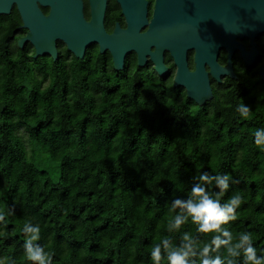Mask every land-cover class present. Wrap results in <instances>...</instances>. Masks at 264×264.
I'll return each instance as SVG.
<instances>
[{
  "label": "trees",
  "instance_id": "16d2710c",
  "mask_svg": "<svg viewBox=\"0 0 264 264\" xmlns=\"http://www.w3.org/2000/svg\"><path fill=\"white\" fill-rule=\"evenodd\" d=\"M20 25L16 6L0 14V210L9 212L0 264H30L28 219L41 225L54 264H151L162 238L179 241L167 230V204L187 198L198 169L232 177L222 199L238 191L244 203L229 227L252 232L264 253V147L252 135L264 128L257 67L237 64L238 80L214 85L199 106L132 64L116 72L65 46L56 60L34 58L30 44H17ZM241 102L252 110L248 119L234 111ZM37 152L58 165V179L35 161ZM182 230L197 235L191 222Z\"/></svg>",
  "mask_w": 264,
  "mask_h": 264
},
{
  "label": "water",
  "instance_id": "95a60500",
  "mask_svg": "<svg viewBox=\"0 0 264 264\" xmlns=\"http://www.w3.org/2000/svg\"><path fill=\"white\" fill-rule=\"evenodd\" d=\"M89 1V20L84 17L82 0H0V14H9L16 6L19 27L26 29L17 44L22 48L29 42L34 58L49 55L56 60L59 40L76 58L83 59L87 46L95 43L100 52H110L115 70L122 69L127 53L135 52L139 66L150 56L155 71L165 75L168 69L162 54L167 50L177 66L173 85L183 87L186 96L199 106L213 98L209 74L217 81L221 75L236 78L231 62L234 52H239L248 68L257 64L254 38L264 32V0H155L150 20L146 0H117L127 26L122 29L117 25L111 34L103 24L106 0ZM41 6L49 8L47 14ZM145 25L147 29L141 31ZM238 37L248 38L250 48L245 49ZM220 48L227 51L225 66L217 62ZM189 49L195 50L193 71L187 66ZM258 75L264 80V61Z\"/></svg>",
  "mask_w": 264,
  "mask_h": 264
},
{
  "label": "clouds",
  "instance_id": "9594fccd",
  "mask_svg": "<svg viewBox=\"0 0 264 264\" xmlns=\"http://www.w3.org/2000/svg\"><path fill=\"white\" fill-rule=\"evenodd\" d=\"M234 111L241 119H248L252 112L243 102L235 105ZM252 135L255 145L264 147V128L255 129ZM233 183L229 174H210L198 169L187 198L176 197L167 204L174 213L167 230L180 233L179 241L162 238L151 248V264H264V253L256 247L253 233H234L229 227L238 219V210L244 203L238 191L227 200L222 199ZM8 215L7 210H0V225H6ZM189 222L196 226L197 235L182 230ZM22 231L26 261L54 264L53 254L40 243L41 225L28 219Z\"/></svg>",
  "mask_w": 264,
  "mask_h": 264
},
{
  "label": "flooded vegetation",
  "instance_id": "af4514ba",
  "mask_svg": "<svg viewBox=\"0 0 264 264\" xmlns=\"http://www.w3.org/2000/svg\"><path fill=\"white\" fill-rule=\"evenodd\" d=\"M82 3H83V14H84V17H85L86 20H89L90 17H91L90 1L89 0H82ZM154 7H155V0H146L147 17H148L149 20L152 17V14H153V11H154ZM41 10L43 11L44 14H47L48 11H49V8L41 6ZM103 24H104V28H105L107 34H111L114 31V29L116 28L117 25L120 28H122V29H124L127 26L125 18H124V15L122 14L121 5L119 4V2L117 0H106V7H105ZM147 27L148 26L145 25L141 29V31H145L147 29ZM22 29H24V28H22ZM24 30H25V32L21 36L25 35L26 29H24ZM237 40L245 47V49H249L250 48L249 39L248 38H246V37H238ZM254 41H255V44H256V47H257L258 53H259V56H258V59H257V64L254 66V67H257V72H258L259 67L261 66V64L264 61V32L259 33L254 38ZM28 44H30V43L29 42H25L23 47L27 46ZM62 46H65V44L58 40L57 41V52H58L57 56L58 57H59V53L61 51ZM32 48H33V46H32ZM153 49L154 48L152 47L151 50H153ZM33 53H34V49H33ZM87 54H94L95 57L100 60L102 65H104L105 63H109V61H110L112 69L114 71H116V72H125L127 69L129 71L130 70L129 66H131V64H132V66H131L132 69L137 70L138 72H140V73H142V74H144L146 76L156 77V78L160 79L163 82L171 81V83L173 85V78L175 76L177 66L174 63V59L171 56L170 52L167 51V50H164L163 54H162L163 64L168 69V72L165 75H159L155 71L154 63L151 61L150 56H147L146 62H145V64L143 66H139L138 63H137V55H136V53L135 52H129L124 57L122 69L121 70H115L114 67H113L112 56H111L110 52L108 50H105L104 52H100L98 44L93 43V44H90L89 46H87V48L85 49V53H84L83 59L86 57ZM98 54H100V55H98ZM194 56H195V50L194 49H189V50L186 51L187 66H188V69L190 71H193L195 69ZM58 57H57V59H58ZM227 60H228L227 51L224 48H220L219 51H218V54H217V62H218V64L221 65V66H225L227 64ZM231 62H232L233 71H234V73L236 75V71H235L236 65L239 64L240 62L244 63L243 60L241 59L238 51L233 53V56L231 58ZM205 68H206V70H209L208 66H205ZM228 79L229 80H233V81H237L238 80V76L236 75V78H231L228 75H221L220 76V81H217V80H215V78H213L209 74V82H210L211 89L216 84H224ZM177 88H182L184 90L183 87H177ZM212 93H213V89H212Z\"/></svg>",
  "mask_w": 264,
  "mask_h": 264
},
{
  "label": "rangeland",
  "instance_id": "374dc122",
  "mask_svg": "<svg viewBox=\"0 0 264 264\" xmlns=\"http://www.w3.org/2000/svg\"><path fill=\"white\" fill-rule=\"evenodd\" d=\"M35 161L39 163V166L43 169H48L51 172V175L54 179L59 178V167L55 162H52L48 160V158L45 157V155H42L41 153L37 152L35 154ZM89 169V165L86 163H82L80 166V171L82 173L87 172Z\"/></svg>",
  "mask_w": 264,
  "mask_h": 264
}]
</instances>
